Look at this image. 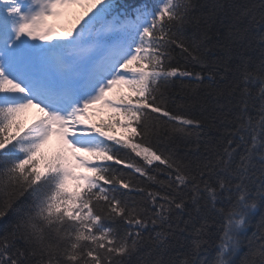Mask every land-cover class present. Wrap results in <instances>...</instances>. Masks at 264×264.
Masks as SVG:
<instances>
[{"label": "snow or ice", "instance_id": "6c2138e0", "mask_svg": "<svg viewBox=\"0 0 264 264\" xmlns=\"http://www.w3.org/2000/svg\"><path fill=\"white\" fill-rule=\"evenodd\" d=\"M0 264H264V0H0Z\"/></svg>", "mask_w": 264, "mask_h": 264}, {"label": "rangeland", "instance_id": "374dc122", "mask_svg": "<svg viewBox=\"0 0 264 264\" xmlns=\"http://www.w3.org/2000/svg\"><path fill=\"white\" fill-rule=\"evenodd\" d=\"M76 10H78V9H74L73 11L75 12ZM107 115H108V112L106 109H97L96 114L93 117V119L98 121V120H101V118L102 119L105 118Z\"/></svg>", "mask_w": 264, "mask_h": 264}, {"label": "trees", "instance_id": "16d2710c", "mask_svg": "<svg viewBox=\"0 0 264 264\" xmlns=\"http://www.w3.org/2000/svg\"><path fill=\"white\" fill-rule=\"evenodd\" d=\"M197 3H204L206 0H196Z\"/></svg>", "mask_w": 264, "mask_h": 264}]
</instances>
